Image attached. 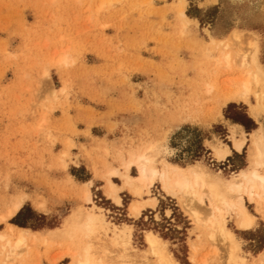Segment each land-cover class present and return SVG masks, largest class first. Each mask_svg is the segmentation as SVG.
I'll return each instance as SVG.
<instances>
[{
	"label": "rangeland",
	"instance_id": "1",
	"mask_svg": "<svg viewBox=\"0 0 264 264\" xmlns=\"http://www.w3.org/2000/svg\"><path fill=\"white\" fill-rule=\"evenodd\" d=\"M183 1L190 22L182 25L179 0H0V216L20 195L27 199L19 223L27 224L31 232L61 228L75 211L89 212L77 184L88 179V173L69 167L75 165L71 143L78 136L76 126H98L96 111L126 116L115 120L122 127L107 138L109 142L93 144L89 139L93 149L86 157L99 160L100 180L104 165L115 166L120 151L147 143L166 147L169 164L200 163L226 179L249 167L252 136L245 137L248 148L241 156L222 163L212 158L213 147H231L224 138L226 127L232 125L229 119L242 114L238 110L250 117L251 113L238 104L233 105L236 110L227 106L220 117L217 91L208 94L207 85L214 82L215 90L220 89L219 78H230L217 69L225 46L233 57L246 50L248 38L240 46L231 43L233 30L258 37L264 67V0ZM62 51L67 52L68 63L59 66ZM260 106L258 129H264V103ZM98 130L94 136L104 137ZM63 152L69 156L62 158ZM89 191L109 222L134 227L132 242L138 252H147L144 232L152 231L168 242L179 264H192V246H200L199 258L209 254V262L224 264L221 244L214 245L218 251L214 256L207 234L194 230L177 200L164 201L156 194L159 208L133 221L123 209L131 200L128 194L125 199L120 196L123 207L116 208L103 189ZM39 203L44 210L37 208ZM246 207L257 216L253 206ZM168 210L172 215L165 218L163 211ZM227 227L245 253L255 257L264 250L260 220L251 232H239L234 218ZM5 229L0 225V232ZM33 250L25 264H51L62 253L56 247ZM147 260L158 264L152 256Z\"/></svg>",
	"mask_w": 264,
	"mask_h": 264
},
{
	"label": "bare ground",
	"instance_id": "2",
	"mask_svg": "<svg viewBox=\"0 0 264 264\" xmlns=\"http://www.w3.org/2000/svg\"><path fill=\"white\" fill-rule=\"evenodd\" d=\"M237 1V0H232ZM179 21L188 24L190 20L184 13L185 3L179 0ZM216 3V0L213 1ZM233 30L230 41L240 46L248 38L246 50L241 55L226 53L228 46L219 57L217 69L229 74L230 78H219L220 89L210 82L208 94L217 91L221 111L230 104H240L250 109L251 116L257 120L260 116V104L264 103V67L259 61L258 37L254 34ZM211 41L215 42L213 39ZM223 41H217L222 45ZM237 49H240L238 47ZM59 66L68 63L67 52H59ZM237 58L239 59L236 62ZM238 66L239 69H234ZM45 77L47 74L44 75ZM252 100L256 102L252 104ZM250 165L237 171L232 179H226L221 172H212L200 163L179 167L170 165L165 158L168 156L166 147L155 143L139 145L135 148L120 151L115 159V166L104 165L103 192L106 200L116 208H121V194H128L132 201L128 206L129 220L137 221L145 210H155L156 194L177 200L183 211L189 216L196 232L207 234L212 254L217 256V245L221 244L224 264H264V250L255 257L242 250V243L228 227L230 219L235 220L239 232H251L256 228L257 220L264 224V129L260 127L252 135ZM231 144L237 154H242L247 139L235 137L231 130ZM70 147V146H69ZM231 149V152H234ZM107 153V152H106ZM67 152L62 158H67ZM227 146L220 144L212 148V158L222 163L230 158ZM133 170L135 176H130ZM234 174H232L233 176ZM113 180L120 182L114 184ZM76 186V185H75ZM158 187V188H155ZM81 200L89 212L75 211L64 220L61 228L41 232H31L9 225L23 209L26 196L20 195L12 201L0 216V225L6 229L0 232L1 264H25L34 253V248L44 246L62 250L61 256L52 261L67 260L68 264H148L147 257L152 256L158 264H179L168 249V242L152 231L144 232L146 253H140L132 242L134 227L122 224L114 225L106 218L105 211L97 207L91 198L88 185H80ZM154 189L157 191L154 193ZM246 204L255 208L257 216L251 214ZM44 210L42 203L37 205ZM193 231V230H192ZM205 238L203 243H206ZM214 245L216 248H214ZM200 247V246H199ZM198 246H192L194 253L192 264H212L208 261L209 254L199 258Z\"/></svg>",
	"mask_w": 264,
	"mask_h": 264
},
{
	"label": "crops",
	"instance_id": "3",
	"mask_svg": "<svg viewBox=\"0 0 264 264\" xmlns=\"http://www.w3.org/2000/svg\"><path fill=\"white\" fill-rule=\"evenodd\" d=\"M196 22L198 23V21H196ZM233 105L235 106V105H238V104H230V105H228V107L230 108L229 110H236V107H234ZM238 111L240 113H242L243 115H246L247 118L245 120H243V126H241V125H229V126L226 127L227 129H225L226 130V135H225L224 138L227 141H229V143L231 145V147H228L229 150H230V153H231V156H230V158H228V161L233 159L234 157L242 155V154H237L232 148V144L230 142L231 130H233L235 134H238V136L236 135L237 136L236 138H238V139H239L240 135H243L244 137H250L254 132H256L258 130V125L259 124L257 123V120H254L252 118V116L250 117L249 114L241 112L240 110H238ZM96 112H97L98 118L101 119V120H99V121H101V124L98 121V124H97L98 126H94V127L90 128V129H86L84 126H82V127L79 126V125L76 126L75 132L77 133L78 136L73 138L72 143H71L74 146V148L71 151V154H72L71 156H72V161H75V165L69 167V169H71V168L81 169L82 168L83 170L86 171V173H88L87 175H88L89 178L86 179V180H83L81 182H78L77 184L79 186L80 185H88V189L91 190V191L93 189L96 190V191L97 190H101L103 188L104 182L98 178L99 175H98L97 165H98V163H99V165H101L99 160L95 159L93 155L91 156V158L86 157V154L87 153H91V149H93L91 147V145H90L89 139H91L93 141V144H98V143H100L103 140H105L106 142H109L107 140V138H109L110 136L113 137L114 134L118 130H120L121 127H122L120 125L121 123L119 124V122L115 121V120L121 119V117L122 118L126 117L125 115H119L118 117L117 116L111 117L108 112H105V111H96ZM102 117H103V120H102ZM115 117H117V118H115ZM252 126H256V127L253 128ZM247 127H250V128H247ZM95 129H99L98 131H101L104 134L103 135L104 137L99 136V135H96V137H95L94 133H93ZM85 135H87V136H85ZM247 142H248V140H247ZM207 143H209V141ZM108 147H109V144H108ZM247 148H248V143L245 146V150ZM231 149L234 152H231ZM113 152H112V155L115 157L116 154L115 153L113 154ZM243 153H245V151H243ZM75 157H77V158H75ZM166 162H167V160H166ZM170 165H172V164H170ZM174 166H177V165H174ZM223 172H227V169L225 171H223ZM132 174H134V176H135V172L133 170H131L130 176H132ZM159 195H160L161 199L164 200V201H166L168 199H171L168 196L164 195L163 193L162 194L159 193ZM120 196L121 197L123 196L122 198H124V199L127 198V197L130 198L129 195H127V197H126L124 194H121ZM131 201H132V199L128 201L129 204H130ZM157 202L158 203H157L156 208L158 209L160 204H161V202L159 200H157ZM129 204L127 205L126 208L122 206L123 209L126 211V213L128 212ZM147 211H152V210H148L147 209V210L143 211L142 214L147 212ZM167 213H170L172 215V212L170 210L163 211L162 215L166 218V214ZM126 217L128 218V214H127Z\"/></svg>",
	"mask_w": 264,
	"mask_h": 264
},
{
	"label": "trees",
	"instance_id": "4",
	"mask_svg": "<svg viewBox=\"0 0 264 264\" xmlns=\"http://www.w3.org/2000/svg\"><path fill=\"white\" fill-rule=\"evenodd\" d=\"M239 116L235 119H229V121H231L232 125H241L243 126V120L245 119L244 116L242 114H238ZM25 209H23L18 216L16 217V219L14 221L11 222V225H14L18 228L21 229H26L27 228V224L25 223H19L20 218L23 217L24 213H25Z\"/></svg>",
	"mask_w": 264,
	"mask_h": 264
}]
</instances>
